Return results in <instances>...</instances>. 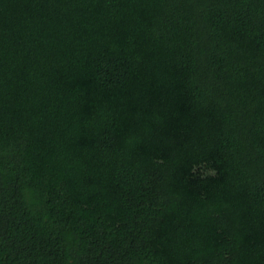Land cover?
Segmentation results:
<instances>
[{
    "label": "trees",
    "instance_id": "16d2710c",
    "mask_svg": "<svg viewBox=\"0 0 264 264\" xmlns=\"http://www.w3.org/2000/svg\"><path fill=\"white\" fill-rule=\"evenodd\" d=\"M0 264H264V0H0Z\"/></svg>",
    "mask_w": 264,
    "mask_h": 264
}]
</instances>
